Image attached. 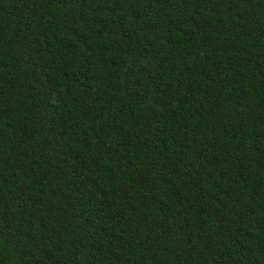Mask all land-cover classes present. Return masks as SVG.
<instances>
[{"label":"trees","instance_id":"16d2710c","mask_svg":"<svg viewBox=\"0 0 264 264\" xmlns=\"http://www.w3.org/2000/svg\"><path fill=\"white\" fill-rule=\"evenodd\" d=\"M0 264H264V0H0Z\"/></svg>","mask_w":264,"mask_h":264}]
</instances>
